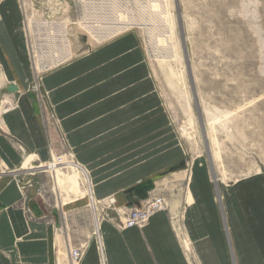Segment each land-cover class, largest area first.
Instances as JSON below:
<instances>
[{
    "label": "crops",
    "instance_id": "1",
    "mask_svg": "<svg viewBox=\"0 0 264 264\" xmlns=\"http://www.w3.org/2000/svg\"><path fill=\"white\" fill-rule=\"evenodd\" d=\"M36 73L19 0H3L0 264H57L61 247L67 260L69 248L80 244L86 251L79 264H264V171L224 183L212 177L203 159H193L188 168L184 142L172 126L136 32L119 34ZM37 75L45 110L31 92ZM11 85L16 92L7 91ZM47 111L55 123L45 129ZM49 145L54 155L69 152L81 169L76 173L88 179L84 176L85 190L79 192L75 179L70 183L83 197L50 208L47 175L24 173L34 161L49 160ZM28 180L32 187L24 196L21 187ZM163 182L176 191L179 213L170 206ZM40 187L43 200L37 196ZM153 191L167 208L142 228L85 223L75 229L80 241L71 244L74 231L68 221L78 212L86 214L91 199L112 195L117 207L131 208ZM66 195L59 192L58 199Z\"/></svg>",
    "mask_w": 264,
    "mask_h": 264
},
{
    "label": "rangeland",
    "instance_id": "2",
    "mask_svg": "<svg viewBox=\"0 0 264 264\" xmlns=\"http://www.w3.org/2000/svg\"><path fill=\"white\" fill-rule=\"evenodd\" d=\"M19 4L35 72L44 73L134 31L172 126L184 142L188 168L193 159H203L210 174L224 183L264 171V0H19ZM31 90L37 95L33 85ZM84 176L75 171L57 174L56 186L67 195L56 201L49 186L46 206L83 197L71 190L70 183L75 179L74 186L83 191ZM162 186L179 213L182 205L176 191L167 182ZM91 206L68 221L74 231L71 244L80 241L81 233L75 229L96 224ZM98 212L101 217L99 208ZM57 260L67 264L63 247Z\"/></svg>",
    "mask_w": 264,
    "mask_h": 264
},
{
    "label": "built area",
    "instance_id": "3",
    "mask_svg": "<svg viewBox=\"0 0 264 264\" xmlns=\"http://www.w3.org/2000/svg\"><path fill=\"white\" fill-rule=\"evenodd\" d=\"M33 90L37 92L38 100L42 104V110L44 109L43 104V96L40 92V77L37 75L33 81ZM6 105V104H5ZM5 107V106H4ZM11 107V105L7 104V108ZM46 125L49 128L54 127V114L51 111H47L45 115L44 126L46 129ZM60 143L62 146H65V138L63 136L59 137ZM21 152H23L22 147H18ZM49 160L46 162L37 161L27 169H25L24 173L28 177H35L38 175H47L48 183L50 184V188L54 186L56 183L57 174L60 177H63L64 174H73L74 171H81L80 167L74 162L72 155L64 151L58 155H55L50 148L49 145ZM27 188L32 187L31 181H26L25 185L21 187L22 194L25 196V191ZM24 191V192H23ZM45 192L40 187L37 192V196L43 200ZM56 198V197H55ZM57 201V199H56ZM90 204L96 206V214L95 220L96 224L99 225L102 221L101 219H108L114 224L118 229L126 230L130 228H142L145 226L149 219L157 212L163 211L167 208L165 199L157 192H151L148 197L142 201L139 206L131 207V208H123L117 207L114 196H108L102 200H90ZM98 208L100 209L101 217L98 212ZM27 213L28 210H25ZM114 214V216H112ZM100 222V223H99ZM93 235H97L96 232ZM97 237V236H96ZM86 251V246L84 244H80L74 247L69 248L67 254V264H79L82 258L84 257ZM58 264V263H57Z\"/></svg>",
    "mask_w": 264,
    "mask_h": 264
},
{
    "label": "bare ground",
    "instance_id": "4",
    "mask_svg": "<svg viewBox=\"0 0 264 264\" xmlns=\"http://www.w3.org/2000/svg\"><path fill=\"white\" fill-rule=\"evenodd\" d=\"M54 158H55V155H54ZM29 165L28 163L24 166V168H27ZM58 185L57 182L54 184V186L52 187V191H54L55 193V196L58 197L59 195V192H60V187L59 186H56ZM56 187V189H54ZM61 193V192H60Z\"/></svg>",
    "mask_w": 264,
    "mask_h": 264
},
{
    "label": "water",
    "instance_id": "5",
    "mask_svg": "<svg viewBox=\"0 0 264 264\" xmlns=\"http://www.w3.org/2000/svg\"><path fill=\"white\" fill-rule=\"evenodd\" d=\"M7 91L9 92V93H13V92H16V87H14V86H9L8 88H7ZM212 177H214V176H212Z\"/></svg>",
    "mask_w": 264,
    "mask_h": 264
}]
</instances>
